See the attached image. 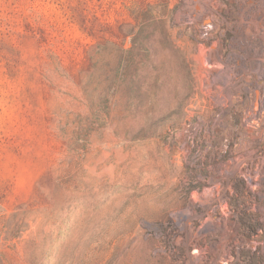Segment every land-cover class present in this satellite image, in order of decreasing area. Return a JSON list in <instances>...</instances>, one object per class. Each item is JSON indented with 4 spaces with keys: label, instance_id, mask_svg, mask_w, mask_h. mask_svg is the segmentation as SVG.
I'll return each mask as SVG.
<instances>
[{
    "label": "rangeland",
    "instance_id": "1",
    "mask_svg": "<svg viewBox=\"0 0 264 264\" xmlns=\"http://www.w3.org/2000/svg\"><path fill=\"white\" fill-rule=\"evenodd\" d=\"M0 264H264V0H0Z\"/></svg>",
    "mask_w": 264,
    "mask_h": 264
}]
</instances>
